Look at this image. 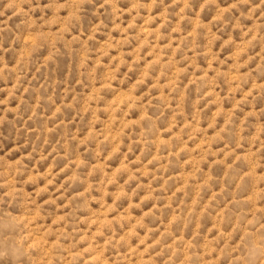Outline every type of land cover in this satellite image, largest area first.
I'll use <instances>...</instances> for the list:
<instances>
[{
  "label": "rangeland",
  "instance_id": "rangeland-1",
  "mask_svg": "<svg viewBox=\"0 0 264 264\" xmlns=\"http://www.w3.org/2000/svg\"><path fill=\"white\" fill-rule=\"evenodd\" d=\"M0 264H264V0H0Z\"/></svg>",
  "mask_w": 264,
  "mask_h": 264
}]
</instances>
